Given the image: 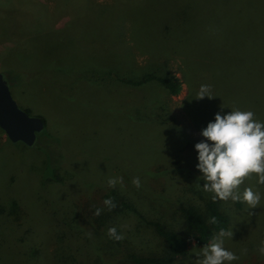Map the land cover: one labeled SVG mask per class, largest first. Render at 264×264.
Segmentation results:
<instances>
[{
	"label": "rangeland",
	"instance_id": "obj_1",
	"mask_svg": "<svg viewBox=\"0 0 264 264\" xmlns=\"http://www.w3.org/2000/svg\"><path fill=\"white\" fill-rule=\"evenodd\" d=\"M0 72L19 108L45 124L33 146L0 129V264H131L128 253L163 244L146 220L188 239L173 264H201L219 233L197 247L180 216L213 201L195 144L217 112L251 110L264 121V0H0ZM147 74L176 75L182 89L126 82ZM202 84L212 98H196ZM115 177L123 186L108 185ZM256 181L238 190L261 193L255 208L215 200L232 231L224 247L239 256L224 264H264ZM96 186L137 209L118 224L124 242L78 223L77 198Z\"/></svg>",
	"mask_w": 264,
	"mask_h": 264
},
{
	"label": "clouds",
	"instance_id": "obj_2",
	"mask_svg": "<svg viewBox=\"0 0 264 264\" xmlns=\"http://www.w3.org/2000/svg\"><path fill=\"white\" fill-rule=\"evenodd\" d=\"M212 86L202 84L196 98H212ZM201 135L206 138L195 144L198 152L196 168L203 174L206 183L205 192L214 193L213 201H242L250 208H255L261 202V193L252 187H245L242 196L238 190L240 186L253 175L257 177V184L264 185V121L256 119L251 110L232 109L227 114H215L214 122H209L201 130ZM119 183L123 186V178L108 179V185L115 187ZM132 183L141 187L139 177L133 178ZM104 204L109 210L115 208L111 199H106ZM101 209H96L95 215H100ZM251 214V213H250ZM211 223H216L212 217ZM111 239L120 241L124 239L118 234L115 227L108 229ZM231 237L232 231L221 228L217 237L203 250L204 259L201 264H224L239 259L232 251L224 247L223 237ZM258 251L264 255V241ZM243 252L246 254L247 250Z\"/></svg>",
	"mask_w": 264,
	"mask_h": 264
},
{
	"label": "trees",
	"instance_id": "obj_3",
	"mask_svg": "<svg viewBox=\"0 0 264 264\" xmlns=\"http://www.w3.org/2000/svg\"><path fill=\"white\" fill-rule=\"evenodd\" d=\"M149 81H154L162 86L168 94L176 96L182 89V83L176 75L158 76L144 75L138 80H126L127 83L134 86L144 84ZM53 167V166H52ZM49 169L51 179L60 181L56 173V167ZM131 191L135 192L136 186L130 183ZM96 188V189H95ZM88 193H82L78 196L75 203L78 223L83 230L93 233L96 236L108 237V229L115 227L119 232L118 224L124 219L131 216V212L137 213V209L132 205L131 199L121 193L116 188H104L96 186ZM106 199H111L116 205L115 208L109 210L104 204ZM96 209H101L100 215H95ZM182 220L190 230V237L195 243V246H203L209 243L214 233H219L221 228L228 230L229 218L215 201H211L207 205L206 212H203L197 206L188 205L181 208ZM212 217L216 218V223H211ZM149 229L163 243L161 249L148 247L146 252L128 253L131 264H173L175 258L185 255L189 250V241L182 234L169 229L166 225L158 221L146 220ZM145 224V225H146ZM119 234V233H118ZM116 243L124 242L122 240ZM155 250V251H153ZM99 262L97 258L95 264ZM82 264V263H77Z\"/></svg>",
	"mask_w": 264,
	"mask_h": 264
},
{
	"label": "water",
	"instance_id": "obj_4",
	"mask_svg": "<svg viewBox=\"0 0 264 264\" xmlns=\"http://www.w3.org/2000/svg\"><path fill=\"white\" fill-rule=\"evenodd\" d=\"M44 127L42 118L30 116L19 108L4 74L0 72V129L7 138L13 143L22 142L33 146Z\"/></svg>",
	"mask_w": 264,
	"mask_h": 264
}]
</instances>
